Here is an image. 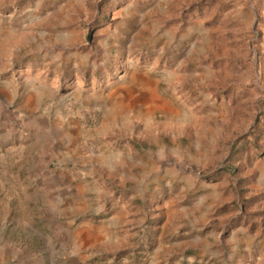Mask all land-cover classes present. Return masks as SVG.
<instances>
[{
  "label": "rangeland",
  "instance_id": "374dc122",
  "mask_svg": "<svg viewBox=\"0 0 264 264\" xmlns=\"http://www.w3.org/2000/svg\"><path fill=\"white\" fill-rule=\"evenodd\" d=\"M104 98L127 99L114 127ZM106 126L131 135L71 220L140 225L90 264H264V0H0V241L68 248L50 180L104 157Z\"/></svg>",
  "mask_w": 264,
  "mask_h": 264
},
{
  "label": "crops",
  "instance_id": "0c3cea01",
  "mask_svg": "<svg viewBox=\"0 0 264 264\" xmlns=\"http://www.w3.org/2000/svg\"><path fill=\"white\" fill-rule=\"evenodd\" d=\"M119 102L122 103L123 101L117 100V98L116 100L104 98L99 102L103 114H105V110L107 112L106 119L108 124L113 123V127L115 117L109 110ZM126 103L127 99H125L124 103L125 108L127 107ZM75 129L77 131L79 128L76 126ZM75 129L62 128L61 133L59 132L60 134L54 140L53 152L66 159L72 158L73 144L78 141ZM105 129L99 133L109 138L106 141H100L107 152L104 157L100 159L95 157L94 161L87 158L84 160L80 157L77 160V162H80V168H77V172H79L77 175L68 176L56 182L50 180L53 188L51 193L52 214L55 216H67L65 220L60 221V226L62 231H71L68 248L62 251L60 249L62 245H56L55 242L51 244L49 249H45L41 244L36 246L35 251H28L25 241H21L19 245L12 241H0V264H90V262H97V259L102 258L103 255L115 251L117 243L120 241V236L115 232L118 226L121 225L120 228H124L129 232H135L136 228H139L140 212L134 208H131V212L124 207L114 209L111 211L110 216L101 219L98 223L80 221L73 224V220H71L81 213H97V208L91 206L88 201V193L91 191L100 192L101 187L95 184L104 183L106 177L110 176V173L106 172L116 168L115 153L119 149L114 148L119 144L115 143L118 139H121L123 134L117 133L114 129L107 126ZM129 134L131 135L130 132H124L125 136ZM74 150L76 151L77 149ZM111 229L115 232L113 235L111 234ZM132 259H135L134 256L131 257Z\"/></svg>",
  "mask_w": 264,
  "mask_h": 264
},
{
  "label": "built area",
  "instance_id": "2783aa9c",
  "mask_svg": "<svg viewBox=\"0 0 264 264\" xmlns=\"http://www.w3.org/2000/svg\"><path fill=\"white\" fill-rule=\"evenodd\" d=\"M88 148H91L92 149V145H88Z\"/></svg>",
  "mask_w": 264,
  "mask_h": 264
}]
</instances>
